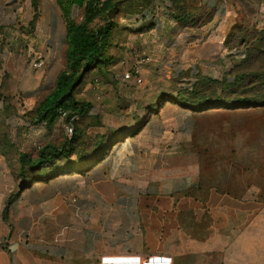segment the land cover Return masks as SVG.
<instances>
[{
  "label": "crops",
  "instance_id": "crops-1",
  "mask_svg": "<svg viewBox=\"0 0 264 264\" xmlns=\"http://www.w3.org/2000/svg\"><path fill=\"white\" fill-rule=\"evenodd\" d=\"M2 1L0 264H109L111 258H125V264L134 258L139 264H264V185L203 181L191 148L196 112L179 100L162 99L177 91L162 90L144 105L149 116L137 133L130 132L143 118L111 129L124 131V138L83 171L60 168L23 186L19 157L26 152L9 134L18 119L9 110L19 113L23 105L32 111L53 89L67 65L66 21L57 0H17L30 1L27 20L37 38L26 39L5 23ZM149 1L116 17L119 33L110 49L116 60L99 75L119 79L111 67L145 56L141 76L152 87L187 78L190 86L202 78L233 79L248 52L232 45L246 19L243 0H177L183 16L173 0ZM256 5L262 10L256 28L264 30V0ZM39 57L45 66L34 68ZM60 123L65 130L74 126L59 117L37 128ZM47 144L53 143L37 148V155Z\"/></svg>",
  "mask_w": 264,
  "mask_h": 264
},
{
  "label": "rangeland",
  "instance_id": "rangeland-1",
  "mask_svg": "<svg viewBox=\"0 0 264 264\" xmlns=\"http://www.w3.org/2000/svg\"><path fill=\"white\" fill-rule=\"evenodd\" d=\"M258 2L260 0H243L245 28L249 32L257 29L259 15L262 12L261 7L256 5ZM2 4L1 13L10 29L15 26L14 28L25 35L26 39L37 38L36 32L31 33L27 20L31 10L30 1L3 0ZM173 4L172 8H175L174 1ZM75 17L81 20V10L75 11ZM144 57H140L138 61ZM137 62L134 61L126 67L124 60L122 62L124 69L120 68L121 66L115 69L111 67L113 72L119 74V79L92 73L77 89L76 97L93 106L92 113L77 120L76 127L82 133V137L76 143L77 151L90 152L97 139L111 129L133 124L139 118L146 120L149 114L144 112V105L154 102L162 90L178 92L191 88L190 83L193 82H189L188 78L171 82L165 87L150 86L154 84L153 81L144 76V84L140 86L123 83L120 80L122 74ZM263 64L257 60L249 68L248 79L245 82L249 84L248 94L251 99H254L253 95L260 90V86L264 87ZM96 78L100 80L97 87L94 85ZM22 107L23 105L19 113L16 110H9L10 115L17 114L20 120L17 119L8 129L10 135L18 138L19 150L34 154L37 148L46 143L60 147L71 140L72 136L67 134L64 124H57L53 128H37L32 111L28 108L24 110ZM195 119L191 148L199 156L203 181L222 185L228 183L264 185V102L240 103L235 106L226 103L222 106L209 107L196 112ZM1 122L0 128L5 131L3 121ZM18 122L22 124L16 125Z\"/></svg>",
  "mask_w": 264,
  "mask_h": 264
},
{
  "label": "trees",
  "instance_id": "trees-1",
  "mask_svg": "<svg viewBox=\"0 0 264 264\" xmlns=\"http://www.w3.org/2000/svg\"><path fill=\"white\" fill-rule=\"evenodd\" d=\"M173 1L175 10L183 16L185 7L177 0ZM149 2V0H57L66 21L67 65L58 75L53 89L32 110L33 121L36 124L53 125L60 112L65 111L67 120L73 121L75 130L71 140L60 147L47 144L40 148L38 155L20 154L19 173L24 187L48 171L57 172L60 168L69 166L83 171L93 164L94 160L99 161L116 141L124 138V131H110L97 139L90 152L77 151L76 143L82 137V133L76 127V117L88 116L91 104L79 100L76 91L84 83L87 75L93 72L100 74L104 67L115 62L116 58L110 54V49L119 33L116 17L123 10L128 12L143 8ZM33 3L36 5L37 0H33ZM76 10H81L80 21L75 17ZM245 21L238 26V33L234 35L232 45L247 48L248 52L244 60L235 65L232 80L202 78L189 90H179L175 95L163 96V101L179 100L195 112L226 103L235 106L240 103L264 102V87L260 86V90L253 95L254 99H251L248 94L249 84L245 82L248 79L249 68L257 60H260L261 64L264 63V30L254 28L249 32L245 28ZM143 124L144 120L130 133H137ZM81 165L84 166L81 168Z\"/></svg>",
  "mask_w": 264,
  "mask_h": 264
},
{
  "label": "built area",
  "instance_id": "built-area-1",
  "mask_svg": "<svg viewBox=\"0 0 264 264\" xmlns=\"http://www.w3.org/2000/svg\"><path fill=\"white\" fill-rule=\"evenodd\" d=\"M148 60H149L148 57H144V58L140 59L130 69H128L127 71L124 72L123 79L126 82H129V83L131 82L135 85H141L143 83V78L141 76L142 65H143V63L147 62ZM33 66H34V68H41V67L45 66V60L43 58L39 57L33 62ZM97 81L98 80H95V82H97ZM59 117L63 118V119L66 118L67 112L61 111ZM66 131H67L69 136H72L74 133L73 124H68L66 126ZM138 264H139V262H138Z\"/></svg>",
  "mask_w": 264,
  "mask_h": 264
},
{
  "label": "water",
  "instance_id": "water-1",
  "mask_svg": "<svg viewBox=\"0 0 264 264\" xmlns=\"http://www.w3.org/2000/svg\"><path fill=\"white\" fill-rule=\"evenodd\" d=\"M109 264H125L128 260L125 258H111L108 260ZM133 264H138V258L132 260Z\"/></svg>",
  "mask_w": 264,
  "mask_h": 264
}]
</instances>
